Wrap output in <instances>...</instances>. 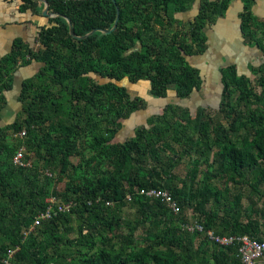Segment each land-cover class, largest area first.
<instances>
[{
  "label": "trees",
  "instance_id": "obj_1",
  "mask_svg": "<svg viewBox=\"0 0 264 264\" xmlns=\"http://www.w3.org/2000/svg\"><path fill=\"white\" fill-rule=\"evenodd\" d=\"M23 1L21 9L42 12L41 0ZM47 1L56 16L40 26V48L18 38L0 62V113L15 70L41 63L22 82L16 119L0 126V264H241L238 244L220 245L207 231L264 239V61L248 65L255 80L236 63L220 68L214 114L168 102L117 140L125 120L149 106L120 82L148 81L153 97L201 93L192 59L207 52V26L234 0H200L190 19L179 16L196 0ZM240 1L241 43L264 55L258 0ZM117 9L115 30L89 34L112 29ZM21 147L23 164L14 161ZM152 188L180 210L141 194ZM195 223L204 230L185 228Z\"/></svg>",
  "mask_w": 264,
  "mask_h": 264
},
{
  "label": "rangeland",
  "instance_id": "obj_2",
  "mask_svg": "<svg viewBox=\"0 0 264 264\" xmlns=\"http://www.w3.org/2000/svg\"><path fill=\"white\" fill-rule=\"evenodd\" d=\"M236 4H234V8H237ZM196 5L192 8L193 10L189 11L188 14H184L183 17H179L183 19L193 18L195 13L197 12ZM237 11H239V9L235 10V12ZM235 12H233L232 20L226 18H231L229 15L226 16L224 19H219V21L213 26H207V32L209 33V35L211 34L209 40L210 48L204 55L192 59V62L201 68L205 78L203 91L201 93H195L194 95H192V97L187 99L177 98L176 96H174L173 91H171L169 97H153L150 96L148 93V81H140L137 83H133L125 79L120 82V84L127 87L132 96H137L146 99L149 106L146 109L136 111L134 114L131 115L129 119L125 120L123 128L119 131L117 135V140H124L129 136L133 135L134 129L137 126L141 124H147L148 118L156 115V113L162 112L163 107L168 102L180 103L183 106L188 107L193 115H195L198 107L200 106H204L208 112L214 114L215 111L218 109V102L220 100V94L222 90V85L220 81V68L224 65L236 63L239 67L240 72H247L250 75L251 79L255 80V75L249 72L246 61H244L241 57V48L232 46L233 44H235V42L241 40V27H239L240 18L236 16ZM34 48L38 49V46L34 45ZM252 60L256 61L255 59H251V61ZM38 65L39 63L37 62L34 66L35 70L33 71H37ZM28 76L29 75L26 74L24 75V77ZM19 93L20 91H6V95L8 97V104L1 111L2 119L0 121V126L6 125L13 121V118L11 117L10 113L16 114V110L21 107L18 101ZM5 108L9 110L8 112L10 113L6 114L4 111ZM71 160L74 163L79 162L78 157H72ZM176 172L182 176L186 174L187 166L185 161L184 164H182L176 169ZM64 187V182L59 183V190H62ZM211 205L212 204L208 205V207H210ZM184 211L188 214V216H192L195 213L193 208H187L184 209ZM130 215L131 217L134 216L131 211Z\"/></svg>",
  "mask_w": 264,
  "mask_h": 264
},
{
  "label": "crops",
  "instance_id": "obj_3",
  "mask_svg": "<svg viewBox=\"0 0 264 264\" xmlns=\"http://www.w3.org/2000/svg\"><path fill=\"white\" fill-rule=\"evenodd\" d=\"M22 4H24L23 0H0V62H2L4 58L9 53L12 52L15 46V41L18 38H21L22 40L29 42L30 46L33 45L32 46L33 48L34 45H37L38 48H40V43L37 40L40 26L48 23L47 15L44 14L45 3L41 13H34L32 9L23 10L21 9ZM199 4H200V0H196L193 7H195L196 5L198 8ZM234 4H236L237 8H234ZM242 8H243L242 2L240 0H234L233 4L230 6L228 12L226 13V16L230 15L231 18L224 16L220 19H224L226 17L232 20L233 12H235L236 9H239V11L235 12L236 16L239 18V12L241 11ZM253 10L257 16L264 18V0H258ZM188 13L189 12L180 14V16L183 17L184 14H188ZM210 35H209V40H210ZM240 38L241 40L243 38L242 31L240 33ZM241 40L235 42V44H233L232 46L241 48L240 49L241 57L244 61H246L247 68L249 64L257 65L264 61V57H263L264 55L258 48L244 45L241 43L242 42ZM239 43H241V46L240 45L237 46V44ZM251 59H255L256 61L253 60L251 61ZM36 63L37 62L34 61L30 65L19 66L17 70H15L16 73H14L15 74L14 87L12 90L18 92L21 90L23 80L25 78L32 76L35 73V71L33 70H35L34 66ZM40 65L41 63H39L38 68L40 67ZM25 74L29 76L24 77ZM19 109L16 110L15 112L16 114H11L10 112H8L9 110H7L6 108L4 111L6 114L10 113L14 121L16 119V115ZM0 115L2 117V112L0 113ZM258 264H264V262L262 263L259 262Z\"/></svg>",
  "mask_w": 264,
  "mask_h": 264
},
{
  "label": "built area",
  "instance_id": "obj_4",
  "mask_svg": "<svg viewBox=\"0 0 264 264\" xmlns=\"http://www.w3.org/2000/svg\"><path fill=\"white\" fill-rule=\"evenodd\" d=\"M70 1V0H64ZM22 136L26 134V131H22L20 133ZM24 158V148H21L17 151L16 155L14 156V161L19 164H23ZM141 194H145L146 196L150 197H157L161 198L169 202L172 208L178 212L180 210L179 205L172 199L171 194L166 190H160L156 188L152 189H143L141 190ZM66 205L64 207H68ZM63 209V206L60 207ZM51 216V209L49 208L46 213L42 214L41 217H50ZM40 218L36 220V224H39ZM187 230L194 231V230H204V226L200 223L195 224H188L185 226ZM209 237L214 240L216 243L220 245H231V244H238V257L241 259V264H258L257 259L264 256V239L258 240L256 238H252L249 235H217L214 234L213 231H207ZM11 254L13 251L10 252Z\"/></svg>",
  "mask_w": 264,
  "mask_h": 264
},
{
  "label": "water",
  "instance_id": "obj_5",
  "mask_svg": "<svg viewBox=\"0 0 264 264\" xmlns=\"http://www.w3.org/2000/svg\"><path fill=\"white\" fill-rule=\"evenodd\" d=\"M44 3H45V9H44V14L45 15H47V16H56L54 13H51L50 11H49V4H48V1L47 0H42ZM117 18H116V21H115V23H114V25H113V27H112V29H110V30H103V29H94V30H92L89 34H91V33H94L95 31H97V30H102L104 33H110L111 31H113V30H115L116 29V27H117V25H118V22H119V16H120V10L119 9H117ZM69 20V22H70V30H71V33L72 34H75L74 33V29H73V26H72V24H71V20L70 19H68ZM89 34H87V35H89ZM83 37H85V36H83ZM264 260V257H260V258H258L256 261H257V263H259V262H264L263 261Z\"/></svg>",
  "mask_w": 264,
  "mask_h": 264
},
{
  "label": "clouds",
  "instance_id": "obj_6",
  "mask_svg": "<svg viewBox=\"0 0 264 264\" xmlns=\"http://www.w3.org/2000/svg\"><path fill=\"white\" fill-rule=\"evenodd\" d=\"M20 136H22V135L20 134ZM23 136H25V135H23ZM23 136H22V137H23ZM21 148H24V147H21ZM21 148H19V149H21ZM19 149H18V150H19ZM24 153H25V149H24Z\"/></svg>",
  "mask_w": 264,
  "mask_h": 264
}]
</instances>
